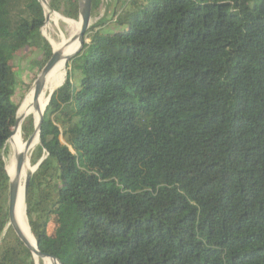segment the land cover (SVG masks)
I'll return each mask as SVG.
<instances>
[{
  "label": "trees",
  "instance_id": "16d2710c",
  "mask_svg": "<svg viewBox=\"0 0 264 264\" xmlns=\"http://www.w3.org/2000/svg\"><path fill=\"white\" fill-rule=\"evenodd\" d=\"M49 9L78 19L77 0ZM44 22L39 0H0V264H36L8 225L4 156L22 102L13 59L46 45L45 65ZM70 67L30 158L38 250L60 264H264V0H121ZM20 127L26 142L33 118Z\"/></svg>",
  "mask_w": 264,
  "mask_h": 264
},
{
  "label": "bare ground",
  "instance_id": "6f19581e",
  "mask_svg": "<svg viewBox=\"0 0 264 264\" xmlns=\"http://www.w3.org/2000/svg\"><path fill=\"white\" fill-rule=\"evenodd\" d=\"M46 19L47 20L44 24V28L51 30L53 24L58 29L57 34L59 35V42L53 45L52 50L60 51L62 56L46 72L38 97H35L33 85L31 86L30 91L25 95L23 101L17 109L16 116L18 118V123L14 127L13 132L7 142L10 148V155L6 161V171L10 179H14L16 177L17 156L20 154L24 156V163L22 169L17 176L18 193L15 203L14 216L17 225L19 226L23 235L33 248L35 246V240L33 235L31 234V231L25 218L22 183L24 182L23 180L27 176V174L33 171V168L31 169L30 165V153L32 152V148L36 145L37 133L34 135L32 141L28 144L22 139L20 124L22 122V119L27 116H31L33 118L34 123H37L40 114L44 111L45 107L47 106L49 94L59 85H61L66 79L67 62L69 61L67 59V56L72 54L75 49L79 46V40L73 37L77 34L80 26L79 18L77 20H74L66 18L65 16L56 12L49 13L46 8ZM61 26H63L64 28L65 36L61 33ZM67 38L70 39L67 40ZM40 259L43 264H57L56 261L52 259H42L39 257H35V262L38 264Z\"/></svg>",
  "mask_w": 264,
  "mask_h": 264
},
{
  "label": "water",
  "instance_id": "95a60500",
  "mask_svg": "<svg viewBox=\"0 0 264 264\" xmlns=\"http://www.w3.org/2000/svg\"><path fill=\"white\" fill-rule=\"evenodd\" d=\"M77 3H78V18L80 19V26H79L77 34L75 36H73V37L79 40V46L75 49V51L72 54L67 56L68 60H71L81 50L82 44H83L84 35H85L89 25H90L92 0H77ZM42 6L44 8V16H45V20H46L45 7H44L43 4H42ZM41 35L43 36L42 33H41ZM73 37H72V39H73ZM69 39L70 38H67V40H69ZM61 56H62V54H61L60 51H54V50L51 51L50 58L45 63V65L41 68L39 74L37 75L35 81L33 82L34 92H35V97L36 98L38 97V94H39V92L41 90L43 78H44L46 72L56 63V61H58L61 58ZM61 85H59L58 87H60ZM56 89H54L49 94V98H48L47 104L49 103V100H50L53 92ZM43 113H44V111L40 114L36 124L33 121L34 129H33L32 134L29 136V138L26 141L28 144L32 141V139H33V137H34V135L36 133H37L36 144L39 142V129H40V123H41V120H42V117H43ZM16 115H17V112H16ZM24 119H22V121ZM17 123H18V118L16 116L15 126L17 125ZM14 127H13V129H14ZM13 129H12V132H13ZM23 163H24V156L22 154H20V155L17 156V160H16V177L14 179H10L9 178L8 204H7L8 205V207H7V209H8V218H9L8 225L11 227V229L16 234V236L19 238V240L24 244V246L28 250H30V252L32 253L34 259H35V257H39V258H42V259L43 258H48V259H52V260L56 261L57 264H60V262L56 258H54L53 256H51L49 254L41 253L38 250L37 242H36L35 239H34L35 240V246L33 248L29 244V242L27 241V239L23 235L21 229L19 228V226L16 223L15 216H14V209H15V203H16V198H17V193H18L17 176H18L19 172L22 169ZM37 166H38V164L33 166V171L31 173H29L25 177L24 182H23L22 194H23L24 212H25V214H26V209H25L26 192H27V188H28V184H29V180L31 178V175L36 170Z\"/></svg>",
  "mask_w": 264,
  "mask_h": 264
},
{
  "label": "rangeland",
  "instance_id": "374dc122",
  "mask_svg": "<svg viewBox=\"0 0 264 264\" xmlns=\"http://www.w3.org/2000/svg\"><path fill=\"white\" fill-rule=\"evenodd\" d=\"M39 1L45 7V14H46V8H47L49 13L54 12V11L49 9L50 0H39ZM120 1L121 0H119V1L118 0H98L97 7L91 13L90 25L94 24V22H96L100 18H104V19L109 20L112 17L114 10H117L118 7L120 6ZM56 13L63 15L61 12H56ZM66 18H68V17H66ZM46 20H45L44 24L46 23ZM74 20H77V19H74ZM42 28H43V33L46 37V38L43 37L45 43L48 45L50 43L49 46H51V48H53V45H55L57 42H59V35L57 34L58 29L53 24H52L51 30L44 28V25L42 26ZM42 28H41V31H42ZM61 29H62L61 33L64 35L65 32H64L63 26H61ZM45 47H46V45H40L37 47L21 48L16 53V55L13 59V64L16 67V85H15V94L13 97V101L18 103V106H19L20 102L23 101L22 100L23 97L25 96L26 92L33 85V82L35 81L37 75L39 74V72L41 70L40 62L45 57V55H44ZM51 48H50V50H51ZM70 65H71V60L68 61V71L71 68ZM7 142H8V140H7ZM7 142H6V155L4 156L5 164H6V161L9 157V155H10V148H9ZM34 147L31 150L32 152L30 153V156H31V154L33 156ZM30 165H31V169H32L33 165L31 164V161H30ZM25 218H26L27 224L29 226L26 214H25ZM54 225H56V223H55V221H52L51 226H50V233L53 232L52 229H53ZM40 262H42L41 259H40L39 263ZM42 264H43V262H42Z\"/></svg>",
  "mask_w": 264,
  "mask_h": 264
}]
</instances>
